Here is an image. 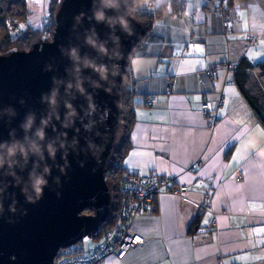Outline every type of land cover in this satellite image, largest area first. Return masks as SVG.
I'll list each match as a JSON object with an SVG mask.
<instances>
[{
	"label": "crops",
	"instance_id": "0c3cea01",
	"mask_svg": "<svg viewBox=\"0 0 264 264\" xmlns=\"http://www.w3.org/2000/svg\"><path fill=\"white\" fill-rule=\"evenodd\" d=\"M153 1L166 12L129 57L135 119L122 165L174 177L188 191L157 193L153 209L132 223L144 241L103 264H264V126L233 80L240 58L264 59L248 55L264 52V15L252 10L258 0L252 6L250 0H227L229 15H239L227 32L202 0ZM208 67H217L215 74H207ZM220 94L225 101L209 128L198 108ZM206 195L211 210L200 208ZM213 216L209 227L205 220Z\"/></svg>",
	"mask_w": 264,
	"mask_h": 264
},
{
	"label": "water",
	"instance_id": "95a60500",
	"mask_svg": "<svg viewBox=\"0 0 264 264\" xmlns=\"http://www.w3.org/2000/svg\"><path fill=\"white\" fill-rule=\"evenodd\" d=\"M133 7V0H59L50 40L0 53V264H52L60 249L93 238L111 213L105 175L120 128L124 73L146 33ZM73 48L78 60L70 58ZM90 64L105 65L106 79ZM78 81L94 98L95 111L75 88ZM53 91L54 110L47 103ZM49 117L42 143L57 149L54 159L46 149L9 155L13 144L29 149L39 143L35 131ZM45 167L51 169L48 186L37 198L30 174Z\"/></svg>",
	"mask_w": 264,
	"mask_h": 264
},
{
	"label": "built area",
	"instance_id": "2783aa9c",
	"mask_svg": "<svg viewBox=\"0 0 264 264\" xmlns=\"http://www.w3.org/2000/svg\"><path fill=\"white\" fill-rule=\"evenodd\" d=\"M204 4L212 7L222 19V24L225 32L231 29L232 23L239 21V15L234 13L229 15L227 0L223 4L217 6V0H202ZM143 5L145 7H154L153 0H145ZM12 24H10L11 26ZM26 23L19 21L14 26V30L23 31ZM23 26V27H21ZM51 30L44 27L41 31V38L50 40L52 37ZM255 36L248 35V40H253ZM226 68H233V65L226 64ZM215 68H205L207 74L213 75L216 72ZM171 87L168 84L165 87V93H170ZM222 103L217 99L213 104L217 107L209 109V103L203 101L198 108V111L206 117V123L209 128H212L218 118L217 113L224 104V97L222 94ZM151 99L146 101L147 105H151ZM211 113V114H209ZM202 164L201 159L195 161V166ZM121 197L118 203L116 212V220L114 225L104 231L94 246L88 245V240L84 239L76 243L60 249L54 257L52 264H103L106 258L113 257L115 259L123 258L131 249L144 241V237L132 228V223L135 217L146 214L153 209V199L157 193L169 192L172 194H185L188 191L186 184L179 183L174 177L157 175L154 172H141L124 168L121 174ZM201 209L211 210V203L209 197L206 195L205 199L200 204ZM209 227L215 225V217L209 219ZM115 234V235H113ZM129 237H139L133 239L128 245ZM121 243H125V248L121 251Z\"/></svg>",
	"mask_w": 264,
	"mask_h": 264
},
{
	"label": "trees",
	"instance_id": "16d2710c",
	"mask_svg": "<svg viewBox=\"0 0 264 264\" xmlns=\"http://www.w3.org/2000/svg\"><path fill=\"white\" fill-rule=\"evenodd\" d=\"M143 1L133 0L134 7L131 15L146 30L145 35L136 44L135 49L151 31L154 20L166 12L165 8L161 5L145 7L142 3ZM58 3L59 0H50L48 14L46 16L47 21L41 27L37 28L28 24L25 25L26 30L23 33L16 35L17 32L13 29L15 24L19 21L26 23V14L28 11L26 10L25 0H0V53L13 46L20 49H28L33 41L41 38V31L44 27H48L52 32L54 28V12ZM10 24L12 25L10 26ZM12 35L16 36L14 41ZM251 71L257 75V78H255L256 75L251 73ZM128 80L129 76L126 71L124 73L125 85L120 96L121 122L118 138L109 157L105 175L111 191L113 205L106 221L100 225V230L93 236V238L97 239L101 237L104 231L114 225L119 199L122 195L120 188V177L124 169L122 162L131 147L130 132L135 119L133 110L135 106L134 94L128 88ZM233 80L239 92L252 109L255 117L264 126V59L256 63H251L245 57L240 58L233 70ZM90 212V209L83 211V213Z\"/></svg>",
	"mask_w": 264,
	"mask_h": 264
},
{
	"label": "clouds",
	"instance_id": "9594fccd",
	"mask_svg": "<svg viewBox=\"0 0 264 264\" xmlns=\"http://www.w3.org/2000/svg\"><path fill=\"white\" fill-rule=\"evenodd\" d=\"M116 0H110V3L114 4ZM102 18V14H101ZM127 24L128 21L126 19H121V25L125 30H127ZM131 34V33H129ZM87 40V38H86ZM94 43V42H93ZM104 53H107V49L104 47H101L100 49ZM70 58L77 59L78 60V52L75 48L70 50ZM90 67H92L93 71L97 72L98 74L101 75V79H106L107 76V68L105 65H95V64H90ZM77 71H79V68H77ZM97 87H100L99 83L97 82L96 84ZM73 88V84L69 83L67 85V89L71 90ZM75 88L82 94L85 95L86 100L88 101L89 104V110L95 111V101L94 98L90 95L87 94L86 89H84L82 82H77L75 84ZM47 103H49L50 106H52L53 110L55 109V106L57 105V93L53 91L49 97H47ZM65 107L69 109L68 115H74V109L72 108V105L68 102L65 103ZM57 115V119H59V115ZM50 123V117L48 119H43L42 124L40 127H38L35 131V137L38 138L39 143L34 141L29 149H24L22 146L18 145H11L8 149L9 155L14 156L17 153V149L19 148V151L22 152L25 156L27 155V152L29 150H34L42 155L43 150H47L49 152V157L54 159L55 158V152L57 151L56 148L53 147L52 144L48 145H43V141L46 139V128L48 127ZM0 163H2V158H0ZM51 169L49 167H45L44 172L40 175H31L30 174V180L32 184V190L33 192L37 195V198H40L43 195L44 189L48 186V180L47 176L50 175Z\"/></svg>",
	"mask_w": 264,
	"mask_h": 264
},
{
	"label": "rangeland",
	"instance_id": "374dc122",
	"mask_svg": "<svg viewBox=\"0 0 264 264\" xmlns=\"http://www.w3.org/2000/svg\"><path fill=\"white\" fill-rule=\"evenodd\" d=\"M144 1L142 3H144ZM49 2L50 0H25L26 10L28 11L26 14V25L30 24L31 26L37 28L41 27L43 23L47 21L46 16L48 14ZM25 30L26 28H24L22 32L16 30V35L23 33ZM12 37L14 41L16 36L12 35ZM98 240L99 238H91L87 242L89 246H94V243H96Z\"/></svg>",
	"mask_w": 264,
	"mask_h": 264
},
{
	"label": "snow or ice",
	"instance_id": "6c2138e0",
	"mask_svg": "<svg viewBox=\"0 0 264 264\" xmlns=\"http://www.w3.org/2000/svg\"><path fill=\"white\" fill-rule=\"evenodd\" d=\"M226 2V0H217V6H219V4H223V3H225ZM257 4V2H256V0H250V5L252 6V5H256ZM252 10L254 11V12H258V13H260L261 15H264V0H258V6H256V7H252ZM241 15H243V13L241 14ZM21 27H23V26H21ZM247 28V25L245 24V29ZM261 48L262 49H264V42H262V44H261ZM200 51H202V50H200ZM249 55V58L250 59H253V60H259L260 59V57L261 56H264V52H261L259 55H252V54H248ZM228 81H229V83H231V81H232V77L231 76H229L228 77ZM213 87H215V86H213ZM229 91H234L233 89H228ZM216 99H219L220 101H221V103L223 102L222 101V97H217ZM217 106L215 105V104H209L208 105V108L209 109H213V108H216ZM209 114H211V113H209ZM217 115H220V113L218 112L217 113ZM232 147H235V145L234 144H228L227 145V148L230 150ZM133 155H136V153H133ZM237 155H239V150L237 151ZM126 163H130V160L129 161H126ZM233 163L235 164V163H238V160H237V158L236 157H233ZM208 221L207 220H205V223H207ZM261 231H264V230H261ZM113 235H115V234H113ZM133 239H139V237H129L128 238V245L127 246H130V241L131 240H133ZM262 243H264V242H262ZM125 243H121V251H123L124 250V248H125ZM259 259H264V257H259Z\"/></svg>",
	"mask_w": 264,
	"mask_h": 264
}]
</instances>
